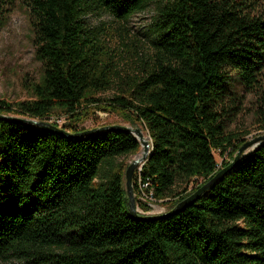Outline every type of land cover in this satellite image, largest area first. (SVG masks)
<instances>
[{"label":"trees","instance_id":"trees-1","mask_svg":"<svg viewBox=\"0 0 264 264\" xmlns=\"http://www.w3.org/2000/svg\"><path fill=\"white\" fill-rule=\"evenodd\" d=\"M23 1L33 14L43 70L31 86L33 98L0 99V115L49 121L60 112L71 120L61 127L74 133L83 130L76 125L82 110L105 101L109 111L143 124L152 141L134 192L141 179L158 199L179 195L177 203L192 192L180 194L176 186L184 193L201 179L198 189L234 158L245 142L228 131L241 104L235 84L252 91L264 83V13L254 14L259 0ZM152 2L159 6L150 62L102 100L97 95L112 88L118 73L103 62L86 16L101 9L127 20ZM7 5L0 0V29ZM140 148L126 131L75 139L0 118V259L264 264V144L196 202L149 221L129 214L128 165L118 160ZM216 150L231 157L219 168Z\"/></svg>","mask_w":264,"mask_h":264},{"label":"rangeland","instance_id":"rangeland-1","mask_svg":"<svg viewBox=\"0 0 264 264\" xmlns=\"http://www.w3.org/2000/svg\"><path fill=\"white\" fill-rule=\"evenodd\" d=\"M159 4L150 3L147 9L132 15L129 19H119L109 12L101 9L95 10L86 16L87 24L97 37V42L101 46L102 59L107 66H112L114 72L118 73L114 79V84L109 90L99 93L97 97L102 100L111 99L121 87L122 80H126L145 68L153 56V45L151 25L157 16ZM264 13V0H259L254 9V14ZM34 18L29 6L23 0H8L6 9L1 12L0 29V99L13 103L17 101L29 100L33 98L31 86L37 82L42 74V64L36 59V46L34 44ZM119 76V77H118ZM241 100L236 115L229 123L228 131L242 136L243 140H249L264 134V83L259 89L249 91L239 83L235 84ZM100 106V105H99ZM88 106L82 110V114L76 123L77 127L83 130L101 127L104 125L121 124L130 127H139L149 138V132L143 124L135 123L134 119L123 115L119 111H109L107 103L102 101L101 106ZM55 112L50 118L51 123L71 124L66 116ZM18 117L31 118L28 115H17ZM150 140V139H149ZM232 148L229 149V151ZM143 148L137 154L119 157L118 160L129 165L136 157L140 156ZM229 151L222 155L218 150L215 156L218 161V168L222 162L231 160ZM0 158V163H1ZM202 180H192L183 193L182 185L176 186L175 192L186 195L193 193L197 185H201ZM135 198L138 200L137 192ZM180 196H170L165 199L154 201L151 210L141 209L144 214H161L173 209ZM136 200V203H137ZM137 207V208H138ZM150 212V213H148ZM0 264H24L19 260H1Z\"/></svg>","mask_w":264,"mask_h":264},{"label":"water","instance_id":"water-1","mask_svg":"<svg viewBox=\"0 0 264 264\" xmlns=\"http://www.w3.org/2000/svg\"><path fill=\"white\" fill-rule=\"evenodd\" d=\"M0 118H8L11 120H17L21 121L23 123H28L32 125H37L40 127H45L50 130L58 131L66 136H70L71 138H87L89 136L99 134L102 132L107 131H126L134 134L137 139L140 142L141 147L143 148V151L141 153L140 157H136L132 162L129 163L127 169H126V188L128 192V211L129 214L137 220L142 221H149V220H155L159 219L166 215H172L175 213H178L179 211L187 208L192 203L196 202L200 196L207 192L208 190H211L215 185H217L218 182H220L223 177L235 166L239 163V161L246 155L250 154L252 151H249L250 148L258 145L264 144V134L256 136L254 138H251L249 140H246L237 150L234 158L227 164L225 167H223L221 170H219L211 179H209L206 183H204L202 186H200L198 189H196L192 194H190L185 199L181 200L176 204V206L164 213L161 214H140L137 209V203L135 198V192H134V176L136 174V171L139 169H142V166L144 165V162L149 157L151 150H152V141L151 140H145L144 134L139 127H130L127 125H121V124H112V125H104L97 128H92L88 130H82L79 132H70L63 127L57 126L50 121L46 120H39L34 118H27V117H18V116H6V115H0ZM257 148V147H256ZM255 148V149H256ZM254 149V150H255Z\"/></svg>","mask_w":264,"mask_h":264},{"label":"built area","instance_id":"built-area-1","mask_svg":"<svg viewBox=\"0 0 264 264\" xmlns=\"http://www.w3.org/2000/svg\"><path fill=\"white\" fill-rule=\"evenodd\" d=\"M139 170H141V169H139ZM138 187H139V190H138L137 194H138V197H140V199H138V203L146 206L144 208H141L140 206L139 207L141 209L151 210L155 205L152 203H154V201H156V197L154 196L153 190L147 191V188H149L150 185L147 182H143L141 179H138ZM139 207L137 209H139ZM140 211L142 212V214L145 213V211H143V210H140ZM148 213H150V212H148Z\"/></svg>","mask_w":264,"mask_h":264},{"label":"bare ground","instance_id":"bare-ground-1","mask_svg":"<svg viewBox=\"0 0 264 264\" xmlns=\"http://www.w3.org/2000/svg\"><path fill=\"white\" fill-rule=\"evenodd\" d=\"M143 134H144V139H145V140H149V139H150V138H149L144 132H143ZM256 147H258V145H256V146L250 148L249 151L254 150ZM140 156H141V155H140ZM140 156H138V157H140ZM133 181H134V179H133ZM136 200H137V199H136ZM137 203H138V200H137Z\"/></svg>","mask_w":264,"mask_h":264}]
</instances>
